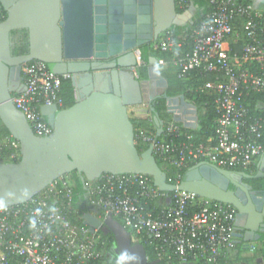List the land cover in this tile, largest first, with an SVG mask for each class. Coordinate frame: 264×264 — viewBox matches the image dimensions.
I'll use <instances>...</instances> for the list:
<instances>
[{"label":"built area","instance_id":"2783aa9c","mask_svg":"<svg viewBox=\"0 0 264 264\" xmlns=\"http://www.w3.org/2000/svg\"><path fill=\"white\" fill-rule=\"evenodd\" d=\"M207 2V11L191 26L187 42L169 28L161 32L151 49L168 54V59L157 57L156 64L176 66L181 78L195 69L211 75L202 90L215 93L213 135L207 142L195 144L182 123L163 119L164 131L157 136L151 118L146 127L134 130L138 150L151 145L167 182L175 185L182 178L181 172L199 161L246 171L264 155V117L252 116L246 104L250 94L264 93V12L251 1ZM189 4V0L176 2L183 11ZM5 17L0 3V20ZM238 43L239 50L233 51L232 45ZM142 65L136 50V65L132 67L136 78ZM21 74L25 88L12 93L11 101L36 135L48 136L52 128L40 109L64 107L61 82L70 75L54 74L39 60L25 63ZM19 158V141L0 131V162ZM85 189L104 215L110 212L153 247L156 258L166 260V264H222L225 254L237 246L236 209L230 204L179 189L161 191L143 174H104L95 183L86 182ZM70 194L67 179L59 177L27 202L0 207V264H108L106 241L99 231L72 222L71 216L82 218L83 213L74 208ZM156 200L161 202L159 208L151 205ZM249 249L261 252L264 238L251 242ZM198 260L203 262H194ZM260 264H264V253Z\"/></svg>","mask_w":264,"mask_h":264},{"label":"water","instance_id":"95a60500","mask_svg":"<svg viewBox=\"0 0 264 264\" xmlns=\"http://www.w3.org/2000/svg\"><path fill=\"white\" fill-rule=\"evenodd\" d=\"M150 1L155 36L173 26L184 27L182 20L199 8L194 0L183 12L176 11V0H0L6 12L0 21V121L20 143L19 160L0 162V207L25 203L73 171L84 188L104 174H143L161 191L179 189L232 205L235 236L259 240L264 233V195L251 190L245 199L235 180L251 175L203 160L189 167L178 185L171 184L152 146L139 151L135 144L132 106L150 105L157 136L164 128L154 99L163 104L166 115L187 128H196L199 114L183 94L168 95L155 57L148 59L145 78L133 73L136 50L142 54ZM32 60L45 62L54 74H69L75 89L71 106L41 107L52 128L48 136L36 135L11 101L12 93L24 90L22 66ZM154 79L160 88L154 87ZM260 165L264 166V155ZM82 223L92 232L111 234L114 253L127 249L137 254L139 264L149 263L144 246L132 242L129 231L110 212L101 217L97 211H86Z\"/></svg>","mask_w":264,"mask_h":264},{"label":"trees","instance_id":"16d2710c","mask_svg":"<svg viewBox=\"0 0 264 264\" xmlns=\"http://www.w3.org/2000/svg\"><path fill=\"white\" fill-rule=\"evenodd\" d=\"M242 1L244 3H248L251 0H242ZM194 3L198 4L199 6L198 12H196V15H197V18L195 19V22H196L197 20L201 18L204 12L207 11L209 5H208L207 0H194ZM178 11L182 12L183 10L179 8ZM171 30L175 34H182L183 37H185L186 42L189 40L190 29L186 28V30H184V27L182 28L177 27L176 29H171ZM239 43L238 45H232L231 48L233 51L239 50ZM184 47L187 49L188 45L185 44ZM150 55H151L150 53L145 52V51L141 55L144 65H142L138 70V75L140 78L146 77L147 63H148V59ZM155 55L157 57H164L166 59H168L169 57V55L166 53L156 52ZM160 69H161L162 75L165 77L168 83V87H167L168 95L174 96V95L183 94L186 99L192 101L198 108L199 114H198L197 126L194 129L193 128L184 129L185 134L192 135V141L195 144L207 142V139L211 137L214 133L213 120L215 119L217 115L216 108H215V93L211 90H205V89L202 90V86L207 80L211 79V75L205 72H201L199 69H195L193 71H190L186 77L181 78L178 76L177 67L172 64H167L165 67H160ZM60 95L62 96L64 100L63 108L71 106L75 102L74 90L70 84L69 79H62ZM246 104L248 105L249 112L252 116L264 117V105H263L264 104V93L250 94L246 98ZM155 107H156V110L160 112L161 117L165 119L166 113H164L163 104L161 103L160 106H155ZM130 118L132 119L134 123L135 129L140 128V127L141 128L146 127L149 124L148 119L149 118L152 119L151 116L133 117L132 115H130ZM151 124L155 126L153 119L151 121ZM0 131L3 132L4 134H9V132L3 126L1 121H0ZM158 164L161 165L159 161H158ZM191 166L192 165L184 169L181 172V176H183L184 172ZM62 177L63 179H67L69 183V186L71 189L70 200H71L72 205L74 206V208H78L80 212L84 214V212L88 211V208L85 206V202L86 201L93 202V197L90 194H88L87 189L84 188L80 175L76 171H73V172L63 175ZM89 183L90 182H88V184ZM92 183H95V181ZM151 205L154 208H159L161 206V202L159 200H156ZM97 212L99 216L101 217L104 216V212L102 209H97ZM71 220L72 222L78 225H83L82 218H76L75 216H71ZM128 231L131 234L132 242L134 243L139 242L144 246L147 257H148V261H149L148 264H166L165 263L167 262L166 260L156 258V254H155L153 247H151L144 239L139 238L136 235H134V233L131 230H128ZM99 234L101 238L106 241V246L104 247V253L106 256L105 259L108 264H112L115 262V259L112 257L113 237L111 234L103 235L101 232H99ZM261 238H264V233H262ZM237 246L240 247L239 244H237ZM261 253H264V249L261 250ZM172 262H178V261H172ZM194 262H203V261L198 260ZM196 264H201V263H196Z\"/></svg>","mask_w":264,"mask_h":264},{"label":"flooded vegetation","instance_id":"af4514ba","mask_svg":"<svg viewBox=\"0 0 264 264\" xmlns=\"http://www.w3.org/2000/svg\"><path fill=\"white\" fill-rule=\"evenodd\" d=\"M149 5H150L149 10L145 12V15L148 16V18L144 22L145 31L143 32L144 36L142 38V41L144 43L141 45L140 50H141V53H143L144 51L145 52H148V53L151 54L150 57L152 56V57H155L157 59V56L155 55L156 51H154V50L151 49V45L155 41L158 40V38H159V36H160L161 33H159L157 36H155L156 21L154 19V14H153L154 12H153V7H152V2L151 1H150V4ZM178 9H179V7L176 5V11L177 12H180V11H178ZM196 18H197V15H196V12H195L192 15L191 18L186 19V20L185 19L182 20V23L184 24V27L190 29V27L195 22V19ZM177 27L182 28V26H175V27L173 26V27H171V29H176ZM148 66H149V64L147 63V68H148ZM138 78H140L139 75H138ZM154 87L156 89H158V88L161 87V84L158 83L156 79H154ZM157 95L158 94H155V96H157ZM152 104L153 105H156V106H160L161 103H158V100L157 99H154L153 102H152ZM144 105H146L147 108H150V105L148 103H146ZM146 106H145V109H146ZM232 171H235L236 173L243 171V172H245V173H247V174H249V175L252 176L251 178L242 177L241 180L240 179H235L236 182L238 183V185L240 186L239 192H241L243 194V196H244L245 199H248V197L251 195V193H250L251 190L257 191V194L259 196L264 195L263 194L264 193V190H263V187H262L263 186L262 185V182H263V180H262L263 178L262 177H264V166H261L260 165V166H257V168L255 167L252 170H246V171H244V170H232ZM246 184L252 185V188L249 189L246 186ZM229 188L230 189H234V187H232V185H229ZM112 257L114 258V251H113Z\"/></svg>","mask_w":264,"mask_h":264},{"label":"crops","instance_id":"0c3cea01","mask_svg":"<svg viewBox=\"0 0 264 264\" xmlns=\"http://www.w3.org/2000/svg\"><path fill=\"white\" fill-rule=\"evenodd\" d=\"M252 4L259 10L264 12V0H251ZM198 12V10H196ZM74 92L75 89L73 88ZM264 105V104H263ZM262 105V106H263ZM146 105H140V106H132L129 108V113L133 117H146L151 116L152 113L149 108L145 109ZM153 119V118H152ZM163 119V118H162ZM166 120H172V118L168 115L165 116ZM262 157V156H261ZM260 157V158H261ZM260 158L257 160L255 167L257 168L258 162ZM254 167V168H255ZM85 206L88 208V211H97L99 209L92 201H86ZM253 241H244L242 238L236 237L237 244L240 245V247H236L234 250L229 251L225 254L222 264H260L261 262V252L260 250H250L249 245Z\"/></svg>","mask_w":264,"mask_h":264},{"label":"clouds","instance_id":"9594fccd","mask_svg":"<svg viewBox=\"0 0 264 264\" xmlns=\"http://www.w3.org/2000/svg\"><path fill=\"white\" fill-rule=\"evenodd\" d=\"M115 264H139V257L136 253L129 252L127 249L114 253Z\"/></svg>","mask_w":264,"mask_h":264}]
</instances>
